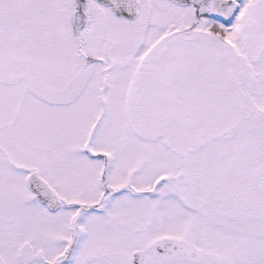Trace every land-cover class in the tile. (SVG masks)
Masks as SVG:
<instances>
[{
  "label": "snow or ice",
  "instance_id": "snow-or-ice-1",
  "mask_svg": "<svg viewBox=\"0 0 264 264\" xmlns=\"http://www.w3.org/2000/svg\"><path fill=\"white\" fill-rule=\"evenodd\" d=\"M0 264H264V0H0Z\"/></svg>",
  "mask_w": 264,
  "mask_h": 264
}]
</instances>
